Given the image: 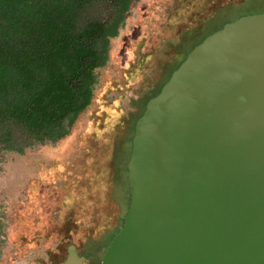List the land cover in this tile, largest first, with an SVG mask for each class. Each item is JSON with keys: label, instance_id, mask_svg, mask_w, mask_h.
<instances>
[{"label": "water", "instance_id": "water-1", "mask_svg": "<svg viewBox=\"0 0 264 264\" xmlns=\"http://www.w3.org/2000/svg\"><path fill=\"white\" fill-rule=\"evenodd\" d=\"M126 179L100 264H264V13L207 34L148 98Z\"/></svg>", "mask_w": 264, "mask_h": 264}, {"label": "rangeland", "instance_id": "rangeland-1", "mask_svg": "<svg viewBox=\"0 0 264 264\" xmlns=\"http://www.w3.org/2000/svg\"><path fill=\"white\" fill-rule=\"evenodd\" d=\"M259 12H264V0L126 3L115 32L104 38L103 58L92 70L91 82L81 86L83 102L70 121L62 122L49 138H33L21 153L0 148V264L49 263L53 249L64 257L70 239L86 240L81 256L88 258L96 249L101 253L100 247L120 227L127 209L128 183L122 164L130 152L128 137L146 101L207 34L230 18ZM2 18L0 13V37L9 39L13 31ZM82 68L67 55L51 79L26 80L24 88L36 104L37 88L53 99L58 94L50 87L61 82L60 94L69 98ZM26 105L20 99L13 116L26 128H37L40 116ZM38 108L40 113L46 110L44 105ZM47 111L54 115L56 106ZM27 197L29 214L20 207ZM15 210H20V216ZM53 219L67 228V240L55 241L64 232L50 222ZM21 225L38 237L36 241L27 243L15 235ZM69 229L79 237L69 235Z\"/></svg>", "mask_w": 264, "mask_h": 264}, {"label": "trees", "instance_id": "trees-1", "mask_svg": "<svg viewBox=\"0 0 264 264\" xmlns=\"http://www.w3.org/2000/svg\"><path fill=\"white\" fill-rule=\"evenodd\" d=\"M129 1L0 0L1 21L13 31L9 39L0 37V148L21 153L33 138H49L62 122L70 121L83 102L81 86L91 82L92 70L102 61L104 38L115 32ZM67 55L73 57L77 67L83 66L77 72L75 92L65 98L60 94L61 82L53 83L50 90L58 95L48 99L41 87L37 88L33 104L24 81L51 79ZM20 99L31 107L29 111L40 116L37 128H26L13 116L12 109ZM40 105L45 106L44 113H40ZM53 105L56 112L51 115L47 110ZM127 160L122 164L125 174Z\"/></svg>", "mask_w": 264, "mask_h": 264}, {"label": "flooded vegetation", "instance_id": "flooded-vegetation-1", "mask_svg": "<svg viewBox=\"0 0 264 264\" xmlns=\"http://www.w3.org/2000/svg\"><path fill=\"white\" fill-rule=\"evenodd\" d=\"M259 13H264V12H259ZM238 17V16H237ZM236 18V17H235ZM235 18H230V19H228V20H226L225 22H227V21H230V20H233V19H235ZM225 22H223V23H225ZM222 23V24H223ZM221 24V25H222ZM220 25V26H221ZM220 26H218L217 28H219ZM216 28V29H217ZM215 29V30H216ZM214 31V30H213ZM211 33V32H210ZM159 90V89H158ZM157 90V91H158ZM155 95V94H154ZM26 193H29V192H26ZM29 204H30V199L27 197L26 198V201H23L22 202V204L20 205V207H22L21 209H22V213H25V214H29L28 212H29ZM49 209V208H48ZM62 208L60 207V205H59V207H58V210H61ZM15 213L16 214H18V216H20V210H15ZM25 214H23L24 216H25ZM36 217H39V216H36ZM40 217H42V216H40ZM36 219H39V218H36ZM53 225H59V226H57V227H60L62 230H63V235H62V237L59 239H55V241H57V242H60L59 240H63V241H65V240H67V233H65V231H67V228L64 226V224L63 223H57V220H56V222L54 221V219L52 220V221H50ZM39 225V224H38ZM65 230V231H64ZM68 233H69V235H74L75 236V238H77V237H79V234L78 233H76V232H74V231H72L71 229H69L68 230ZM46 234H47V232L46 233H43V234H41V236H39L40 237V239H42V238H44L45 236H46ZM15 235L16 236H18V237H20V238H22V240L23 241H25V242H30V241H36V239L38 238V237H36L35 235H33L32 233H28V232H26V230L24 229V226L23 225H21V228H16L15 229ZM66 235V237H64ZM54 236V235H53ZM93 238H95V237H93ZM97 238V237H96ZM71 240H74V239H70V242L69 243H71L70 245H72L73 246V248H74V250H75V253H76V255L78 256V257H82V259H81V261H80V263L79 264H96V261H98V264H100V254L101 253H99V251H98V249H96L94 252H91L90 253V256L87 258L86 256H81L82 255V250H83V246H84V243H85V241L86 240H84V241H82V242H79L78 240L76 241V240H74V242L72 241L71 242ZM105 246V245H104ZM104 246H102V247H100V250H101V252H102V249L104 248ZM65 255H64V257H63V255H62V253L59 251H56L55 249H53L50 253H49V258H50V260H52L53 262H54V264H58V263H60V262H62V261H64L65 259H66V257H67V254H68V252H67V250H66V247H65ZM63 257V259H61ZM37 264H41V263H37ZM43 264H52V262L51 263H46V262H44Z\"/></svg>", "mask_w": 264, "mask_h": 264}, {"label": "crops", "instance_id": "crops-1", "mask_svg": "<svg viewBox=\"0 0 264 264\" xmlns=\"http://www.w3.org/2000/svg\"><path fill=\"white\" fill-rule=\"evenodd\" d=\"M50 262H53V261H52V260H50ZM50 262H49V263H50Z\"/></svg>", "mask_w": 264, "mask_h": 264}]
</instances>
